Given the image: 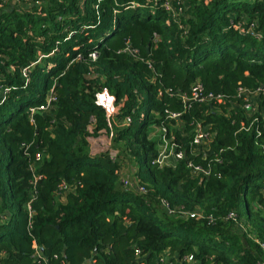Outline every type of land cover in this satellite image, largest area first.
I'll return each mask as SVG.
<instances>
[{
    "label": "trees",
    "instance_id": "1",
    "mask_svg": "<svg viewBox=\"0 0 264 264\" xmlns=\"http://www.w3.org/2000/svg\"><path fill=\"white\" fill-rule=\"evenodd\" d=\"M166 1L23 0L32 6L0 9V264L261 261L264 119L239 132L251 124L241 109L226 118L182 95L201 82L206 95L227 97L226 112L244 100L239 89L264 91V0H185L179 18ZM49 95L50 110L31 114ZM199 123L217 129L207 161L191 154ZM157 127L187 152L184 161L156 164ZM104 135L112 146L88 156V138ZM121 158L134 167L128 188ZM189 162H210L211 176L194 177ZM64 182L79 185L62 203ZM164 200L202 217L168 213ZM232 212L245 231L226 221Z\"/></svg>",
    "mask_w": 264,
    "mask_h": 264
},
{
    "label": "built area",
    "instance_id": "2",
    "mask_svg": "<svg viewBox=\"0 0 264 264\" xmlns=\"http://www.w3.org/2000/svg\"><path fill=\"white\" fill-rule=\"evenodd\" d=\"M23 0H0V9L4 8L5 6L12 4L13 6H20L22 8H28L31 7L32 5H23L22 4ZM101 0H99L100 2ZM95 9H98V5L95 6ZM164 9L173 17L179 18L183 17L186 14V5H185V0H168L164 4ZM253 27V26H252ZM183 29V27H180ZM254 28V27H253ZM253 28H250L246 34H251L254 37L260 39L261 35L257 34ZM240 31H243L240 29ZM93 59H96V54L92 55ZM30 73V67H27L23 70V78L25 80V83H28L29 78L28 74ZM10 90H7L9 92ZM238 96L241 98H244L242 100V103L239 102H230L229 106L226 107V112L223 111L222 106H226L228 99L225 95L223 94H218V95H213V94H208L204 92V88L201 84V82H196L195 84L192 85L191 87V97L182 95V99L185 102L189 101H195L199 102L200 104H208L211 105L212 112L215 114L223 115L226 118H229L231 116V112L236 111L238 109H241L245 115H246V120L249 122L251 121V124L248 126L247 122L244 121L242 122V127H240L239 132L245 131L249 132L251 130L252 125L258 121L260 118L264 119V91L263 90H257V91H250L247 89H239L238 91ZM238 97V98H239ZM57 101V98H55L53 95H49L46 103L42 104L38 108H33L31 109V114H34L37 111L41 112H47L50 110L51 105ZM189 107V106H187ZM181 117V114H172L171 118L173 119H178ZM124 123H131V119H126ZM156 128L157 131H155V135L159 132V154L156 160V164L161 167H173L177 163L182 162L186 159L187 157V152L180 150L173 142V140L169 139L167 137V129L166 128ZM259 133V132H258ZM217 134V129L214 128L212 125H204L202 123H199L196 125L195 128V134L193 137V142H192V147H191V154L194 155H199L201 156V159L203 161H207L209 158L215 155V151L212 147V144L214 142V139ZM108 150V149H107ZM106 150V151H107ZM110 155L113 160L116 162L120 161L118 153L116 151H111ZM125 156V154H124ZM126 158V157H125ZM42 157L40 155L37 156L36 162L41 161ZM188 167L191 170V173L194 177H202V178H209L211 176V164L208 162L207 166H204L202 164H195L193 162L188 163ZM123 171V170H121ZM124 172V171H123ZM122 173V172H121ZM122 180L121 184L124 188H128L133 186L132 184V179L129 176H125L122 173ZM79 184H67L63 183L60 186V197L65 198L68 194L74 193L77 189ZM138 192L140 193H146V190L144 187L138 186ZM264 192V188H263ZM162 208L165 209L168 213L171 214H178L179 216L185 217V218H191V219H196V218H201L202 213L200 210H198V213H190L187 212L186 210H183L180 208L179 210L177 209H172L167 201H162ZM200 211V212H199ZM226 221H232L235 223V225L245 231L248 226L245 224V222L242 220L240 221L237 217V215L232 212L226 217ZM256 243L260 246L262 250V258L259 264H264V243H262L259 240H255ZM36 259L40 260L41 258V253L38 249L36 252ZM135 255L137 258H140V251L136 250ZM186 262L191 263L194 261L193 257H189L185 259ZM88 264H93L92 262H89Z\"/></svg>",
    "mask_w": 264,
    "mask_h": 264
},
{
    "label": "crops",
    "instance_id": "3",
    "mask_svg": "<svg viewBox=\"0 0 264 264\" xmlns=\"http://www.w3.org/2000/svg\"><path fill=\"white\" fill-rule=\"evenodd\" d=\"M9 8H13L12 4L7 5ZM107 107L109 110H111L112 114L114 116H117L118 114L115 113V108L113 106L112 100L108 99L107 101ZM114 142H112L111 138L108 137L107 135L101 136L99 138H88V148L86 151V154L90 157H97L101 154H104L105 151L112 146ZM125 164L128 165L129 169L133 172L134 167H131L129 163H127V160H125ZM60 202L65 203L66 198H61Z\"/></svg>",
    "mask_w": 264,
    "mask_h": 264
},
{
    "label": "rangeland",
    "instance_id": "4",
    "mask_svg": "<svg viewBox=\"0 0 264 264\" xmlns=\"http://www.w3.org/2000/svg\"><path fill=\"white\" fill-rule=\"evenodd\" d=\"M185 5H186V1H185ZM3 9V8H2ZM243 19H246V17H243ZM152 130V134L154 133V129H151ZM159 132L153 137L154 139H158L159 137ZM123 158H121V165L123 166V171H124V174L125 176H129V167L127 164H125L123 161Z\"/></svg>",
    "mask_w": 264,
    "mask_h": 264
}]
</instances>
